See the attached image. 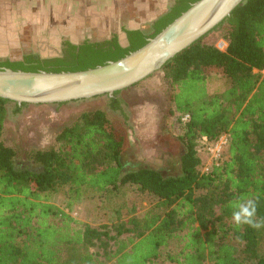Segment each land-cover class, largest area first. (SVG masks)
Here are the masks:
<instances>
[{"label": "trees", "instance_id": "obj_1", "mask_svg": "<svg viewBox=\"0 0 264 264\" xmlns=\"http://www.w3.org/2000/svg\"><path fill=\"white\" fill-rule=\"evenodd\" d=\"M198 1L177 0L154 23L150 38L128 31L129 47L117 37L79 46L66 41L62 58L0 59V70L59 73L104 66L145 46ZM216 32L228 44L225 51L206 41ZM161 72L170 112L190 115L178 137L174 174L124 160L127 136L110 111H122L128 101L120 95L140 83L64 126L55 146L28 152L38 168L16 166V150L2 140L13 103L0 98V264H162L166 250L173 264H264V227H237L230 207L241 196L254 198L257 219H264V0L244 1ZM222 80L228 87H215ZM15 106L19 112L28 105ZM226 134L230 144L221 164L202 173V138L214 142ZM65 185L77 200L135 185L158 201L144 215L114 225L113 234L108 226L78 225L52 202ZM124 235L131 236L120 239Z\"/></svg>", "mask_w": 264, "mask_h": 264}, {"label": "rangeland", "instance_id": "obj_2", "mask_svg": "<svg viewBox=\"0 0 264 264\" xmlns=\"http://www.w3.org/2000/svg\"><path fill=\"white\" fill-rule=\"evenodd\" d=\"M44 1L40 0L37 3L36 0H11V3L17 11H29V14L33 16V22L37 19L42 25L49 24L52 17L53 24L67 22L70 28L72 26V29L77 30L84 22L85 38H91L90 41L93 42L102 41L101 39L106 36L118 38L117 34L121 30L119 22L122 19L145 20L163 9L161 6H154V12L150 13L149 0H83V2L64 0V6L59 2L58 7L55 6L56 0L52 5L51 0L43 5ZM78 4H85V6L77 7ZM38 7L42 9L41 12L36 9ZM50 9L53 12L48 13ZM30 25L33 27V24ZM98 27H101L103 32H100ZM122 29L125 28L122 26ZM33 34L35 30L30 28L27 35L32 40ZM206 41L221 50L225 48L224 40L219 32L210 34ZM26 49L11 53L8 58L2 60L16 61L29 54L40 57ZM228 85L227 81L222 80L217 82L215 87L226 88ZM166 90L164 73L156 72L140 82L137 87L120 95L122 100L126 98L128 102L124 101L122 111H110V116L114 124L127 136L124 160H137L153 168H165L170 174H174L178 171L181 154L178 137L185 131L179 127L178 114L170 112L171 108L165 95ZM107 98V96H101L66 103L60 107L56 106L57 104L28 105L19 112L15 104L8 105V117L2 140L16 150V166L23 168L31 164V167L38 168L28 159L27 153L55 146V136L64 126L72 124L85 111L105 106ZM201 154L203 162L206 161V152L203 150ZM202 169L201 166V172ZM51 200L57 207L69 213L78 225L108 226L113 234H115L114 225L144 215L158 201L154 195L142 192L135 185H127L108 194H86L79 200L75 199V194L70 187L65 185L51 195ZM130 236L124 235L120 239L127 240ZM93 251L99 252L98 249ZM168 251L163 252L160 260L162 264H173L167 260Z\"/></svg>", "mask_w": 264, "mask_h": 264}, {"label": "water", "instance_id": "obj_3", "mask_svg": "<svg viewBox=\"0 0 264 264\" xmlns=\"http://www.w3.org/2000/svg\"><path fill=\"white\" fill-rule=\"evenodd\" d=\"M246 0H199L147 44L104 66L78 72L0 70V98L55 105L113 97L161 71L167 62L223 23Z\"/></svg>", "mask_w": 264, "mask_h": 264}, {"label": "crops", "instance_id": "obj_4", "mask_svg": "<svg viewBox=\"0 0 264 264\" xmlns=\"http://www.w3.org/2000/svg\"><path fill=\"white\" fill-rule=\"evenodd\" d=\"M36 1L37 3L40 2V0ZM176 1L177 0H149V5L151 6L149 10L150 13L154 12V6H161L163 9H161L156 15L145 18V20L139 18L136 20H133V18L129 20L122 19V21L119 22L121 30L117 34L119 44L125 48L129 47L128 31H141L150 38L153 35L151 28L154 23L168 12L175 5ZM45 2H49V0H45L43 5ZM59 2L64 6V0H56V7H58ZM81 2H83V0H81ZM53 3L54 0H51L50 4L52 5ZM85 4H78L77 7H84ZM38 5L39 4H37V6ZM13 6L14 4L11 3V0H0V59H6L11 53L21 52L22 49L24 50L26 48L34 47L33 50H26L38 54L42 59L62 58L64 56V42L67 41L73 45L79 46L87 39L89 41L91 40V38H85L84 30L86 26L84 25V22L77 30L72 29V26L70 28L67 22L53 24L54 19L52 17L49 24L42 25L37 19L33 22V16L29 14V11L20 12ZM40 7L36 9L41 12L42 9ZM51 12H53L52 9L48 11V13ZM133 21L138 22L134 23ZM30 24H33V27H31ZM122 26L125 29H122ZM30 28L35 30V34L32 35L34 38L33 40L27 35ZM98 28L100 29V32H103L101 27ZM104 39L109 40L112 38L111 36H106L101 40ZM224 44L225 48L222 49L223 51L228 47V44L225 41ZM43 55H45V57Z\"/></svg>", "mask_w": 264, "mask_h": 264}, {"label": "built area", "instance_id": "obj_5", "mask_svg": "<svg viewBox=\"0 0 264 264\" xmlns=\"http://www.w3.org/2000/svg\"><path fill=\"white\" fill-rule=\"evenodd\" d=\"M190 121L189 114H178L179 127L182 129L186 128L187 123ZM230 137L229 135H223L218 140L214 142H209L206 137L201 140L200 153L203 150L206 152V161L202 163V173H209L211 168L214 166H219L223 160V157L229 147Z\"/></svg>", "mask_w": 264, "mask_h": 264}, {"label": "clouds", "instance_id": "obj_6", "mask_svg": "<svg viewBox=\"0 0 264 264\" xmlns=\"http://www.w3.org/2000/svg\"><path fill=\"white\" fill-rule=\"evenodd\" d=\"M232 208V221L239 227L247 225L254 229L264 227V219H257V201L248 196H241L230 203Z\"/></svg>", "mask_w": 264, "mask_h": 264}]
</instances>
